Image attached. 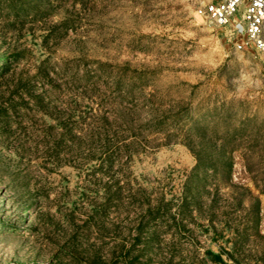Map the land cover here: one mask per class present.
<instances>
[{"label":"rangeland","instance_id":"obj_1","mask_svg":"<svg viewBox=\"0 0 264 264\" xmlns=\"http://www.w3.org/2000/svg\"><path fill=\"white\" fill-rule=\"evenodd\" d=\"M197 6L0 0V264H264V53Z\"/></svg>","mask_w":264,"mask_h":264},{"label":"built area","instance_id":"obj_2","mask_svg":"<svg viewBox=\"0 0 264 264\" xmlns=\"http://www.w3.org/2000/svg\"><path fill=\"white\" fill-rule=\"evenodd\" d=\"M197 14L218 28L230 29L238 50L264 53V0H198Z\"/></svg>","mask_w":264,"mask_h":264},{"label":"trees","instance_id":"obj_3","mask_svg":"<svg viewBox=\"0 0 264 264\" xmlns=\"http://www.w3.org/2000/svg\"><path fill=\"white\" fill-rule=\"evenodd\" d=\"M215 171H216V168H215ZM226 253H227L228 256L230 255V254H228V252H226ZM206 254L216 264H227L225 259H224V256H223L224 254L223 253H215V252H213L211 250H208L206 252ZM87 264H104V262H102L100 260V258H98V256H95V258L91 262H89ZM168 264H170V263H168Z\"/></svg>","mask_w":264,"mask_h":264}]
</instances>
